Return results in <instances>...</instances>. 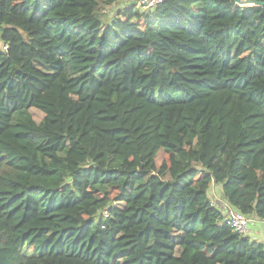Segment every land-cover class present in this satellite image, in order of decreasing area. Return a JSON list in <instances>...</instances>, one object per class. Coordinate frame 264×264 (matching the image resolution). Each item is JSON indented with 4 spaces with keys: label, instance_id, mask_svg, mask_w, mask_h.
Wrapping results in <instances>:
<instances>
[{
    "label": "trees",
    "instance_id": "1",
    "mask_svg": "<svg viewBox=\"0 0 264 264\" xmlns=\"http://www.w3.org/2000/svg\"><path fill=\"white\" fill-rule=\"evenodd\" d=\"M119 1L0 0V264H264V5Z\"/></svg>",
    "mask_w": 264,
    "mask_h": 264
},
{
    "label": "built area",
    "instance_id": "2",
    "mask_svg": "<svg viewBox=\"0 0 264 264\" xmlns=\"http://www.w3.org/2000/svg\"><path fill=\"white\" fill-rule=\"evenodd\" d=\"M155 0L150 1V4H153ZM0 47L3 50H6L8 47L1 44ZM224 211V221L229 225L234 231L246 235L249 231L251 224L255 221L254 217L246 215L241 211L232 208L226 200L219 204ZM105 216H108L106 213Z\"/></svg>",
    "mask_w": 264,
    "mask_h": 264
},
{
    "label": "crops",
    "instance_id": "3",
    "mask_svg": "<svg viewBox=\"0 0 264 264\" xmlns=\"http://www.w3.org/2000/svg\"><path fill=\"white\" fill-rule=\"evenodd\" d=\"M210 195L214 199H216L217 203H222L224 202L223 194L221 191V187L217 185H213L211 190H210ZM219 195L218 197H216ZM255 221L252 222L251 227L249 231L247 232L246 235L250 236L252 239H256L259 241L264 242V220L254 218Z\"/></svg>",
    "mask_w": 264,
    "mask_h": 264
},
{
    "label": "rangeland",
    "instance_id": "4",
    "mask_svg": "<svg viewBox=\"0 0 264 264\" xmlns=\"http://www.w3.org/2000/svg\"><path fill=\"white\" fill-rule=\"evenodd\" d=\"M133 1H135V0H133ZM130 2H132V0H130ZM127 3H129V0H120L116 5L107 6L105 13L108 16H111L114 13H116L120 8L124 7ZM1 44H2V42L0 41V45ZM31 113L33 114V116L37 122H40L44 117V113L37 108H32ZM164 159H168V156L164 151H161L157 156V160H156L157 164L160 165ZM218 196L219 195H217L216 197H218ZM215 201H217V200L215 199Z\"/></svg>",
    "mask_w": 264,
    "mask_h": 264
},
{
    "label": "water",
    "instance_id": "5",
    "mask_svg": "<svg viewBox=\"0 0 264 264\" xmlns=\"http://www.w3.org/2000/svg\"><path fill=\"white\" fill-rule=\"evenodd\" d=\"M237 4L246 6V5H252V4H262L264 5V2L257 1V0H236ZM148 1H145L147 3Z\"/></svg>",
    "mask_w": 264,
    "mask_h": 264
}]
</instances>
